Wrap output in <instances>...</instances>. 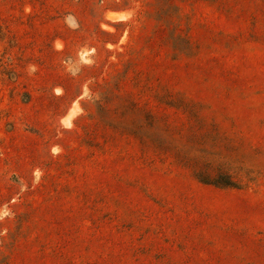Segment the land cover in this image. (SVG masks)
<instances>
[{"label":"rangeland","instance_id":"374dc122","mask_svg":"<svg viewBox=\"0 0 264 264\" xmlns=\"http://www.w3.org/2000/svg\"><path fill=\"white\" fill-rule=\"evenodd\" d=\"M8 1L0 264H264V0L108 1L134 8L101 23L122 49L107 45L70 132L30 144Z\"/></svg>","mask_w":264,"mask_h":264},{"label":"crops","instance_id":"0c3cea01","mask_svg":"<svg viewBox=\"0 0 264 264\" xmlns=\"http://www.w3.org/2000/svg\"><path fill=\"white\" fill-rule=\"evenodd\" d=\"M112 0H9L6 10L10 20L14 17L27 15L21 11L28 7L30 20L21 21L15 17L10 25L16 34L19 46L7 41L6 56L25 63V70L32 77L33 85L30 88L28 104L33 107L28 109L29 126L38 133L24 131L22 137L25 143L39 139L49 141L63 135L75 125L73 118L77 113H83L82 102L84 86L88 89V81L100 64V58L108 44L122 49L120 40L123 32L115 43L107 41L108 31L101 27V23L113 26L121 21L129 22L134 15V8L127 5L112 6ZM16 4L13 9L12 4ZM22 7V9H23ZM129 11L127 20L106 15L107 12ZM128 28L129 25L127 26ZM62 42V47L57 48L56 42ZM111 50V49H109ZM109 62L113 58L112 53ZM31 60L27 61L28 58ZM18 59V60H17ZM15 61V60H14ZM22 65H20L21 67ZM59 89V91H57ZM29 99V98H28ZM77 109V111H76ZM68 117V118H67ZM64 123L68 124L65 125ZM63 130L60 129V127ZM51 142L48 144V154H51ZM59 149L55 147V152ZM27 151V150H24ZM54 151V149H53ZM40 153V152H38ZM37 153V154H38Z\"/></svg>","mask_w":264,"mask_h":264}]
</instances>
